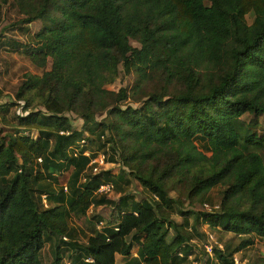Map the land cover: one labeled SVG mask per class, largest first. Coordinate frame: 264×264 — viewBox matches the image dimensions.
Returning a JSON list of instances; mask_svg holds the SVG:
<instances>
[{
  "label": "trees",
  "instance_id": "trees-1",
  "mask_svg": "<svg viewBox=\"0 0 264 264\" xmlns=\"http://www.w3.org/2000/svg\"><path fill=\"white\" fill-rule=\"evenodd\" d=\"M25 7L23 21H44L26 51L36 65L50 67L25 72L14 94L24 102L16 115L22 128L0 136V264H42L39 252L51 236L73 249L69 264H116V254L130 255L134 244L137 254L122 264H179L193 248L192 234L180 226L190 212L174 210L170 188L203 200L220 185L216 211L192 210L195 221L264 237V0H30ZM119 64L141 79L159 73L162 91H140L146 98H137L139 105L122 106L126 88L106 87ZM103 109L113 118L99 148L119 143L123 167H141L130 173L152 199L129 201L125 193L113 201L95 192L114 174L92 172L83 153L89 138L81 142L86 136L69 113L93 119ZM197 135L210 154L196 146ZM65 169L66 184L45 181ZM112 202L111 221L85 240L74 237L71 214ZM239 249L214 246L213 253L219 264H235Z\"/></svg>",
  "mask_w": 264,
  "mask_h": 264
},
{
  "label": "rangeland",
  "instance_id": "rangeland-1",
  "mask_svg": "<svg viewBox=\"0 0 264 264\" xmlns=\"http://www.w3.org/2000/svg\"><path fill=\"white\" fill-rule=\"evenodd\" d=\"M30 4V0H25L23 4L16 0H0V104L9 103L8 111L0 110V136L5 135L7 132H11L14 128H22L17 123L16 115L22 111L21 105L23 100L16 101L14 94L15 91L23 79L25 72L40 74L43 69L50 67V61L46 63L44 67L36 65L29 52L26 51L27 46L32 45L34 41V35L44 25V21L41 19H34L29 22L23 21L26 16V7ZM248 21H251L252 15L248 13L246 15ZM130 43L135 46H140V42L134 38H130ZM216 73L218 69L214 68ZM141 84V90L136 88ZM163 81L159 73H148L145 79H141L140 72L135 68L129 72H124L122 66L119 64L118 73L115 78L106 84L107 88L118 90L121 86L125 87L128 96L122 101V106L127 104L139 105L141 103L140 98L144 96L146 92L150 91H162ZM171 90V88L169 89ZM137 91V92H136ZM144 94H141V92ZM146 98L145 96L141 99ZM35 108H42V106L35 105ZM32 107V105H31ZM72 124L75 128L82 131L86 137L89 138V148L91 150H106L108 153V164L106 168L112 170L114 190L107 196L113 201L117 200L122 194L129 193L130 200L150 198L152 199V193L143 188L136 178L130 173L131 169L142 170L141 167L135 163H129L123 167L121 163L120 144L117 143V153H115L113 161L110 158L113 148H116L114 143L108 141L102 148H99L102 137H98L100 131L106 129L103 136L108 135L109 130L105 122H109L113 117L103 109L95 115L93 119L82 118L79 115L70 112ZM244 119L249 120L250 114H243ZM260 122L264 125V116L260 115ZM103 122V124H102ZM259 132H263L261 127H258ZM25 132H28L25 130ZM34 130H31V133ZM99 138V139H98ZM101 138V139H100ZM120 142V141H119ZM196 146L207 154L210 151L206 147L205 140L199 135L194 138ZM264 154V153H263ZM70 169L57 171L55 173L56 180L45 179L49 181L51 186L66 184ZM142 172V171H141ZM221 186L216 185L209 189L203 197V200L199 198L188 199L184 194L178 192L175 189H169L168 193L171 197L176 198L174 202V210L181 208L183 210H189L187 217V223L181 226V231L188 236L192 234L189 239L193 245L191 253L188 254L185 259H181L179 264H219L218 259L214 256L213 247L227 248V250H239L234 252V255L239 259V264H256L264 259V243L261 242V236L251 233L238 234L224 228L222 225H211L209 222H196V214L192 211H216L215 209L208 210L205 208L204 203L209 205L217 204L219 202ZM37 198L39 195H36ZM42 201V199H41ZM115 205L114 202L101 205L97 210V206H88L85 213L81 215L71 214L68 218L69 225L73 228L74 237L80 240H85L86 236L95 229H98L97 221L102 219L103 224L106 221H111L115 217ZM169 211V210H168ZM170 212L169 217L172 220L182 221V217L177 212ZM201 220V219H200ZM174 231L170 228L168 237L173 235ZM251 238V239H250ZM250 240L251 242L241 245L243 240ZM135 246L137 244H134ZM208 247L211 249L208 250ZM63 251V253H61ZM40 258L42 264H53L57 254H61L59 264H69L73 249L68 244H59L58 237L51 236L50 240H46L40 249ZM181 256V255H179ZM191 256V257H189ZM122 257L117 256V262ZM196 261V263H193ZM206 261V262H205Z\"/></svg>",
  "mask_w": 264,
  "mask_h": 264
},
{
  "label": "built area",
  "instance_id": "built-area-1",
  "mask_svg": "<svg viewBox=\"0 0 264 264\" xmlns=\"http://www.w3.org/2000/svg\"><path fill=\"white\" fill-rule=\"evenodd\" d=\"M103 135L104 134H101L102 138L104 137ZM81 142L82 143L87 142V139L83 138V139H81ZM94 151H95L94 155H92V150H90V149H87L83 152L85 155L89 156V163L88 164L91 165L92 172H98L100 170L108 169L105 167L108 164V153H106L105 150H94ZM75 152H77V151H75ZM37 159L40 161L41 158L38 157ZM113 190H114V184L111 180H108V181H104V182L100 183L98 185V187L96 188L95 192H97L99 194L109 195ZM41 197H42L43 203L46 205L47 199H46L45 194H42ZM204 204H205L206 209H208V210L212 209V205H209L208 203H204ZM213 206L217 207L218 205H213ZM101 226H102V221L97 224L98 228H100ZM63 237L66 238V236H63ZM260 240H261V242L264 243V237L263 236H261ZM210 249L211 248L208 247V250H210ZM189 257H191V256H189ZM85 259L89 260V261L92 260L91 257H88ZM233 260H234L235 264H239V259L237 258V256L234 255ZM193 263H196V261H193Z\"/></svg>",
  "mask_w": 264,
  "mask_h": 264
},
{
  "label": "crops",
  "instance_id": "crops-1",
  "mask_svg": "<svg viewBox=\"0 0 264 264\" xmlns=\"http://www.w3.org/2000/svg\"><path fill=\"white\" fill-rule=\"evenodd\" d=\"M100 206L101 205H98L97 206V210L100 208ZM176 221H178V220H176ZM179 222V221H178ZM172 229V228H171ZM170 230V229H169ZM173 230V229H172ZM169 233V232H168ZM174 234V233H173ZM173 236V235H172ZM171 236V237H172ZM168 237V236H167ZM171 237H168L169 239L171 238ZM136 250H137V245L135 246V245H133V248H132V250H131V253H130V255H122V254H119V253H117L116 254V264H122L124 261H126L127 259H129L131 256H135L137 253H136ZM117 256H120V257H122V258H120L121 260L119 261V262H117Z\"/></svg>",
  "mask_w": 264,
  "mask_h": 264
}]
</instances>
